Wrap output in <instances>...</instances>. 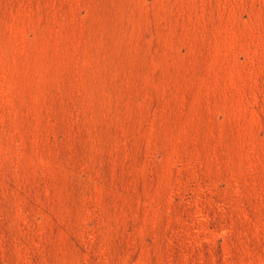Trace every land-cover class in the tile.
Wrapping results in <instances>:
<instances>
[{"label":"rangeland","instance_id":"obj_1","mask_svg":"<svg viewBox=\"0 0 264 264\" xmlns=\"http://www.w3.org/2000/svg\"><path fill=\"white\" fill-rule=\"evenodd\" d=\"M0 264H264V0H0Z\"/></svg>","mask_w":264,"mask_h":264}]
</instances>
